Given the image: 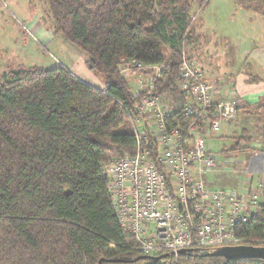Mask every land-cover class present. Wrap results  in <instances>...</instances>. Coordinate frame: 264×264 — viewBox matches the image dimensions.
Segmentation results:
<instances>
[{
	"label": "trees",
	"instance_id": "trees-1",
	"mask_svg": "<svg viewBox=\"0 0 264 264\" xmlns=\"http://www.w3.org/2000/svg\"><path fill=\"white\" fill-rule=\"evenodd\" d=\"M200 1L202 10L208 0ZM45 2L55 33L87 55L86 67L102 76L104 88L82 82L63 66L0 77V264H158L141 258L134 238L122 233L103 167L135 147L116 100L133 102L120 66L169 63V72L154 79V91L178 96L180 46L192 42L190 6L176 11L171 0ZM248 106L242 103L240 110ZM250 144L243 129L234 146L221 152L246 151ZM239 231L263 238L264 220L253 219ZM186 260L264 264L208 253Z\"/></svg>",
	"mask_w": 264,
	"mask_h": 264
},
{
	"label": "built area",
	"instance_id": "built-area-1",
	"mask_svg": "<svg viewBox=\"0 0 264 264\" xmlns=\"http://www.w3.org/2000/svg\"><path fill=\"white\" fill-rule=\"evenodd\" d=\"M188 48L186 43L180 46L178 96L154 91V79L169 72V63L120 66L126 81H136L128 84L131 104L116 99L135 147L103 167L122 233L158 264H191L186 256L224 246H264V237L239 231L253 219L264 220L263 181L248 178L242 187L212 185L215 174L243 162L209 146L237 118L243 101L234 94L218 99L217 84L206 79Z\"/></svg>",
	"mask_w": 264,
	"mask_h": 264
},
{
	"label": "rangeland",
	"instance_id": "rangeland-1",
	"mask_svg": "<svg viewBox=\"0 0 264 264\" xmlns=\"http://www.w3.org/2000/svg\"><path fill=\"white\" fill-rule=\"evenodd\" d=\"M171 1V6L176 11L189 4L192 42L188 53L205 70V66H209L208 71L212 75L217 73L218 65L224 66V62L233 57L238 41L252 31H257L262 15L264 16V0L244 2L250 8L258 6V11L248 9L235 0H208L207 6L202 10L200 0ZM168 48L165 45L162 51L168 52ZM82 56L84 55L77 46L61 33H55V25L45 0H0V77L17 69L56 66L69 68L73 62L82 61ZM83 68L88 70L86 72L94 80L93 86L103 87L102 76ZM127 82L130 86L136 83L131 77L127 78ZM248 107L240 110L227 131L209 144L213 151L233 147L243 129L251 139L248 150L229 153L241 158L243 162L232 166L231 170L215 174L212 178L214 186L242 187L252 173L260 175L264 180V99ZM241 144L246 146L244 141ZM252 176L255 183V177ZM262 213L264 215V206ZM186 261L191 264H216L209 260Z\"/></svg>",
	"mask_w": 264,
	"mask_h": 264
},
{
	"label": "crops",
	"instance_id": "crops-1",
	"mask_svg": "<svg viewBox=\"0 0 264 264\" xmlns=\"http://www.w3.org/2000/svg\"><path fill=\"white\" fill-rule=\"evenodd\" d=\"M256 32L247 34L246 37L238 41L233 57L224 62V66L218 65V71L212 75L201 65L207 80L215 81L218 88L216 96L220 98L231 97L232 94L240 97L243 103L254 105L259 100L264 99V16L260 20ZM82 61L72 63L68 69L82 82L93 86V79L84 70L87 55L82 52ZM208 65V64H207ZM224 69V70H222ZM104 86V85H103ZM103 88V87H100ZM225 131V130H224ZM227 131V130H226ZM246 159V158H245ZM258 174V173H257ZM254 175L255 180H262L260 175ZM250 179L253 180V176ZM264 203V199H263Z\"/></svg>",
	"mask_w": 264,
	"mask_h": 264
},
{
	"label": "water",
	"instance_id": "water-1",
	"mask_svg": "<svg viewBox=\"0 0 264 264\" xmlns=\"http://www.w3.org/2000/svg\"><path fill=\"white\" fill-rule=\"evenodd\" d=\"M209 256H220L226 260H252L259 259L264 260V246L254 245H233L224 246L216 251L208 253ZM141 258L153 259V256L144 255Z\"/></svg>",
	"mask_w": 264,
	"mask_h": 264
}]
</instances>
